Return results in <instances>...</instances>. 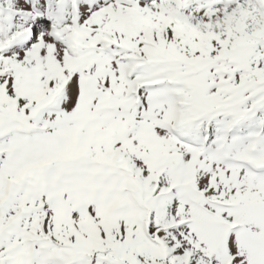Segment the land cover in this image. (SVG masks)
<instances>
[{"label":"snow or ice","instance_id":"snow-or-ice-1","mask_svg":"<svg viewBox=\"0 0 264 264\" xmlns=\"http://www.w3.org/2000/svg\"><path fill=\"white\" fill-rule=\"evenodd\" d=\"M0 264H264V0H0Z\"/></svg>","mask_w":264,"mask_h":264}]
</instances>
